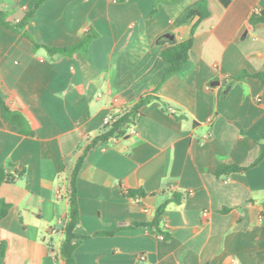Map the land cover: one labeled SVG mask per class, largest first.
<instances>
[{"label":"crops","instance_id":"1","mask_svg":"<svg viewBox=\"0 0 264 264\" xmlns=\"http://www.w3.org/2000/svg\"><path fill=\"white\" fill-rule=\"evenodd\" d=\"M37 1L0 3L17 22ZM195 1L44 0L25 26L31 37L67 47L92 31L88 58L34 48L0 23V94L26 120L18 126L0 106V164L25 171L0 185L10 205L0 220V264H65L77 158L107 129L108 115L150 94L159 98L124 137L85 156L75 232L87 237L78 240L77 264H264V158L253 164L264 145V84L234 79L264 72V23L247 22L264 0H207L209 17L176 26ZM192 30L189 61L160 83L168 64L157 41H183ZM220 164L251 166L217 176ZM156 217L157 226L128 227Z\"/></svg>","mask_w":264,"mask_h":264},{"label":"trees","instance_id":"2","mask_svg":"<svg viewBox=\"0 0 264 264\" xmlns=\"http://www.w3.org/2000/svg\"><path fill=\"white\" fill-rule=\"evenodd\" d=\"M44 0H38L33 8L26 12L24 17L17 22H11L8 20L5 10L0 8V23L16 32H20L22 35L28 37L33 41L34 48H45L48 53L50 54H61V55H73L79 54L85 58H88L89 49L91 42L94 38L97 37L96 33L92 31L85 32L84 36L80 41L72 46L67 47H51L45 44H41L36 42L30 35V33L25 29L26 24L28 21L34 16L38 7L43 3ZM120 2L124 0H118ZM224 5H227L230 0H220ZM156 10L153 11V13ZM210 10L208 7L207 0H197L194 3L188 5L183 12L179 15L176 19L175 24L176 26L186 24L190 22L195 17H198V22L202 21L203 19L210 16ZM248 26L250 28H254L258 23H264V10L261 11H253L248 19ZM193 33L192 35L183 41H166L164 38H160L157 41V44L163 45L164 48L161 51V58L162 60L168 64V68L164 73L161 81H165L173 74L179 72L183 66L189 61L190 59V51L193 45ZM242 78H252V79H259L264 84V72L259 71L255 73H249L248 71H242L237 77L234 79H242ZM153 98H159L156 95H146L142 96L138 102L133 105L127 112L119 115L108 127L107 129L102 132L101 134L91 138L88 143L82 148L81 153L79 154L76 165L72 171L70 177V188L68 192L69 202H70V210L68 214V218L66 220L64 226V234L65 238L62 242L60 253L64 259L65 264H77L75 251L77 249L78 240L80 238H85L87 236H80L75 232V228L80 221L81 210L79 206L78 200V188L77 182L80 174V170L82 168L83 162L85 160V156L87 152L94 147L99 142H108L111 138H121L124 137L126 134V130L128 127H131L134 122L137 114L140 112V109L149 103ZM0 106L8 119L18 126L23 127L25 125L26 120L22 116L19 111L12 110L8 105L6 100L0 94ZM264 136V135H263ZM264 158V145H261L260 153L255 160V163L259 162ZM252 164V165H253ZM249 166H242L238 164H220L216 167L214 173L217 176H221L224 174H229L232 172H245L249 169ZM25 171L16 170L14 173L10 172L9 170L5 169L4 166L0 164V185L3 183H14L17 179L21 178L24 175ZM126 194L129 197L136 198L138 196H145L146 193L144 191L139 190H128ZM175 201L178 202V198L176 196ZM10 205L7 204L3 199H0V220L7 216L9 212ZM165 205L162 206L159 211L158 215L161 214ZM154 225L157 226V217L153 218V220L149 223L147 222H131L128 227L131 226H138V225ZM126 226H121L120 229ZM113 233V232H108ZM6 252V248L4 244H0V260L4 257Z\"/></svg>","mask_w":264,"mask_h":264},{"label":"built area","instance_id":"3","mask_svg":"<svg viewBox=\"0 0 264 264\" xmlns=\"http://www.w3.org/2000/svg\"><path fill=\"white\" fill-rule=\"evenodd\" d=\"M117 117L118 116L115 114L108 115L103 121L104 126L108 127ZM164 238H165L164 235H160V239H164ZM143 258L144 257H142V259Z\"/></svg>","mask_w":264,"mask_h":264},{"label":"rangeland","instance_id":"4","mask_svg":"<svg viewBox=\"0 0 264 264\" xmlns=\"http://www.w3.org/2000/svg\"><path fill=\"white\" fill-rule=\"evenodd\" d=\"M0 6H1V8H3V9H4V6H2V5H1V3H0ZM155 13H156V12H154V14H155Z\"/></svg>","mask_w":264,"mask_h":264}]
</instances>
